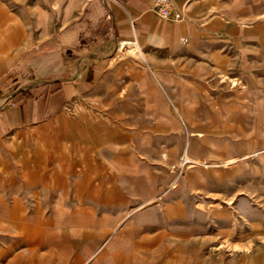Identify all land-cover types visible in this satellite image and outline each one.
I'll return each instance as SVG.
<instances>
[{
	"label": "rangeland",
	"instance_id": "obj_1",
	"mask_svg": "<svg viewBox=\"0 0 264 264\" xmlns=\"http://www.w3.org/2000/svg\"><path fill=\"white\" fill-rule=\"evenodd\" d=\"M80 1L0 0V54L25 67L12 89L78 79L67 54L45 68ZM247 3L215 22L224 35L142 56L117 44L97 102L79 103L103 115L81 165L59 157L49 180L0 190V264H264V0Z\"/></svg>",
	"mask_w": 264,
	"mask_h": 264
},
{
	"label": "crops",
	"instance_id": "obj_2",
	"mask_svg": "<svg viewBox=\"0 0 264 264\" xmlns=\"http://www.w3.org/2000/svg\"><path fill=\"white\" fill-rule=\"evenodd\" d=\"M90 1L88 9L86 0L79 2L86 7L76 16L79 25L51 38L46 47L49 62L45 69L54 68L50 61L55 52L67 54L62 67L70 68L75 60L73 68L82 71L77 80L45 76L36 79L31 93L23 87L12 89L25 67L17 60L8 63V57L0 54V190L11 181L34 187L49 180L59 157L67 164L77 159L75 165H81L86 145L101 140L103 115L100 110L79 108V103L97 102V94L90 90L97 87L99 69L110 62L121 40H133L138 46L131 44L130 50L140 56L139 47L175 50L184 42L226 34L225 29H215V22L225 27L236 16L245 19L248 6L247 0H170L181 15L171 20L160 16L154 0ZM82 57L89 62L84 65ZM111 122L105 131L116 140L118 127Z\"/></svg>",
	"mask_w": 264,
	"mask_h": 264
},
{
	"label": "built area",
	"instance_id": "obj_3",
	"mask_svg": "<svg viewBox=\"0 0 264 264\" xmlns=\"http://www.w3.org/2000/svg\"><path fill=\"white\" fill-rule=\"evenodd\" d=\"M154 7L163 18L178 20L181 16L180 12L172 7L170 0H154Z\"/></svg>",
	"mask_w": 264,
	"mask_h": 264
},
{
	"label": "bare ground",
	"instance_id": "obj_4",
	"mask_svg": "<svg viewBox=\"0 0 264 264\" xmlns=\"http://www.w3.org/2000/svg\"><path fill=\"white\" fill-rule=\"evenodd\" d=\"M127 47H131V44L130 45H126Z\"/></svg>",
	"mask_w": 264,
	"mask_h": 264
}]
</instances>
